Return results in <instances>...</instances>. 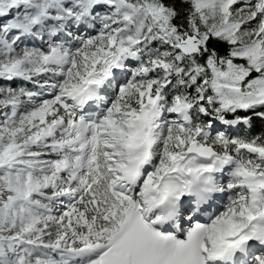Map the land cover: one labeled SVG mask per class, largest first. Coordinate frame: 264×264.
<instances>
[{
  "label": "snow or ice",
  "instance_id": "snow-or-ice-1",
  "mask_svg": "<svg viewBox=\"0 0 264 264\" xmlns=\"http://www.w3.org/2000/svg\"><path fill=\"white\" fill-rule=\"evenodd\" d=\"M0 264H264V0H0Z\"/></svg>",
  "mask_w": 264,
  "mask_h": 264
},
{
  "label": "trees",
  "instance_id": "trees-1",
  "mask_svg": "<svg viewBox=\"0 0 264 264\" xmlns=\"http://www.w3.org/2000/svg\"><path fill=\"white\" fill-rule=\"evenodd\" d=\"M258 130V129H257Z\"/></svg>",
  "mask_w": 264,
  "mask_h": 264
}]
</instances>
